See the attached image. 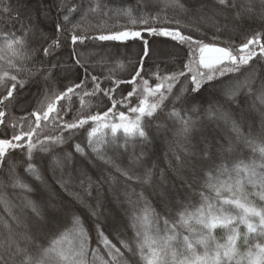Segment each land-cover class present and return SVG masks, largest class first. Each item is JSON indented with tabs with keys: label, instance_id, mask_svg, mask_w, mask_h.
I'll use <instances>...</instances> for the list:
<instances>
[{
	"label": "snow or ice",
	"instance_id": "snow-or-ice-1",
	"mask_svg": "<svg viewBox=\"0 0 264 264\" xmlns=\"http://www.w3.org/2000/svg\"><path fill=\"white\" fill-rule=\"evenodd\" d=\"M173 3L187 11L179 0ZM216 4L237 7L232 0H216ZM206 6L201 0V8ZM13 11L17 9L11 3L4 4L0 20L12 19ZM245 11L250 21L259 22L260 30L238 46L230 40L220 46L217 36L205 42L179 26L149 23V19L159 22V15L141 12L137 16L131 5L112 8L103 0H89L87 5L52 0L41 5L35 23L30 19L25 26L21 21L19 34L0 29V172L7 173L13 187L36 196L35 201L26 197L25 202L37 218L35 235L16 232L8 221H0L7 230L6 236L0 233V264H130L126 253L137 258V264H264V0H259L258 9L249 4ZM121 15L128 24L111 28L99 24L93 31L82 28L90 17L107 23ZM15 19L19 21V15ZM235 19L239 21L235 27L243 28L239 11ZM41 20L51 22V34L40 27ZM138 25L143 27L138 29ZM29 32L43 43L30 47ZM143 32L167 38L161 43H171L184 57L170 52L163 68L148 66L158 53ZM137 44L140 51L133 60L128 53ZM65 48L67 61L59 55ZM176 64L180 67L175 68ZM113 65L123 74L116 76ZM257 77L258 90L254 88ZM30 82L38 86L36 107L27 116L17 117L10 105ZM73 96L80 98L82 107L65 119L73 112ZM250 96H257L261 105L259 133L256 117L247 106ZM85 97L97 101L95 112L84 111ZM165 101L171 103L168 118L179 127L159 123L153 134L152 121L167 107ZM201 110L209 120L223 121L228 132L220 135L193 119L192 114ZM52 130L58 134H50ZM162 132L169 149L165 155L171 153L174 158L177 180L168 183L162 170L159 184L149 193L158 197L161 214L144 191L127 190L133 181L151 185L152 170L138 176L114 165L107 151L110 147L127 151L130 145L133 149L139 145V155L133 152L132 157L138 162ZM167 132L176 138L175 146ZM238 144L258 151L259 158L245 160ZM38 153L49 157L41 158L39 166ZM97 160L113 164L125 177L124 223L111 212L105 217L112 219L116 243L105 235L99 219L104 206L99 189L115 178L100 172L95 206L74 192L71 181L64 178L65 168L71 166L81 178V189L91 197L92 181L84 162L91 165ZM21 167L37 183H24L17 174ZM85 177L88 188H84ZM0 204L19 226V217L2 195ZM82 215L97 218L96 248L91 247ZM129 228L131 238L126 235ZM217 230L224 234L220 239Z\"/></svg>",
	"mask_w": 264,
	"mask_h": 264
},
{
	"label": "trees",
	"instance_id": "trees-1",
	"mask_svg": "<svg viewBox=\"0 0 264 264\" xmlns=\"http://www.w3.org/2000/svg\"><path fill=\"white\" fill-rule=\"evenodd\" d=\"M68 4L73 3H81L83 2L85 5L89 2V0H65ZM109 7L112 8H124L129 5L134 7V15H139L143 12L145 15L150 17H155L159 15V22L149 19V23H158L159 25H164L167 27H181V29L186 34L193 35L194 38H203L205 42L212 41L213 36H217L218 39L216 43L220 46H223L224 41H231L234 45H239L244 42L247 38H251V36L260 30L259 22L253 23L248 19V14L245 11L249 4H254L256 8H259V0H232L233 3L236 4V8H221L216 4V0H205L207 6L201 8V0H179V3L183 4L187 11H181L178 7L175 6L173 0H142L140 6L137 8L138 0H103ZM11 3L13 8L17 9V11H13L11 16L12 19L8 20H0V29L3 32H15L17 34L21 31V21L25 26L28 25L29 20L33 23L37 21L39 9L42 4L47 5L52 3V0H0V8L3 7L4 4ZM54 11V10H53ZM239 11L241 16H245L247 18H243L245 21L243 28H236L238 22L234 20L235 13ZM19 15L20 20H16L15 17ZM167 18V20L165 19ZM176 21H179V25H177ZM129 21L127 17L121 15L118 19L113 17L108 20L107 23H104L100 17H90L87 21L82 24V28L85 30L93 31L95 27L99 24H103L105 28H111L113 26L119 27L120 25L128 24ZM205 23V24H204ZM40 27L45 31L46 34H51L53 31V27L50 21H40ZM138 29L142 28L143 25H138ZM225 27V28H224ZM229 28V29H228ZM198 29V31H197ZM219 29V31L217 30ZM143 36L150 41L153 49L158 53V55H154L153 59L148 62V66H153L155 64L160 65L161 68L164 67L165 63H169V53L170 52H179L180 57H184V52L180 49H176L172 47L171 43H161V41L166 40L164 37H152L147 32H143ZM28 44L30 47H38L43 41H39L36 35H33L31 32L28 33L27 36ZM0 43H3L0 41ZM123 51V49H122ZM140 51V45L137 44L132 46L128 55L135 60L136 53ZM7 55V54H6ZM59 55L62 56L64 61L68 60V50L63 49ZM27 67H32L31 64L27 65ZM115 68V75L120 76L123 74V70L113 65ZM175 68H179L180 65H174ZM259 67V64H257ZM106 71V69H105ZM99 72V69L97 70ZM26 75V74H25ZM67 83V81H65ZM259 78L257 77L255 81L254 88L259 89ZM179 87V85H177ZM38 91V86L35 83H29L23 90H21L17 96V99L13 101L12 105H10L11 112L17 117L27 116L29 112L35 109L36 107V97L35 94ZM244 91L240 92V98L243 99ZM151 100V98H149ZM85 103L83 105L84 111H92L95 112L97 110L96 104L97 101L95 99H89L87 97L84 98ZM61 104L65 103V101H61ZM73 104V112L70 113L69 116H66L65 119H71L73 115L76 114V110L82 107L80 98L73 96L72 98ZM167 105L166 108L162 112H159V119L152 121L151 131L153 134L155 133L156 124L163 123L168 128L179 127V124H174L173 120H170L167 116V112L171 110V103L169 101H165ZM248 108L252 109L253 114L256 117V125L255 130L256 133H259L260 128V117L258 109L261 107L260 102L257 96L248 97ZM179 107V106H177ZM207 105H204V108H207ZM235 107V105H233ZM227 108V106H225ZM193 119L198 122H202L203 125L215 129L217 133L220 135H224L228 132V129L225 128L223 121H211L205 115L204 111L201 110L196 114H192ZM219 125V127H217ZM245 135H247V126L245 125L243 128ZM50 134L56 135L58 132L56 130H52ZM110 135V134H109ZM167 139L173 141L175 146L176 138L172 135V132H167ZM165 133L162 132L159 136H156L152 146L146 149V155H144L138 162H134L133 152L138 156L140 153V146L137 145L135 149L130 145L127 151L123 149L116 150L114 147H110L107 151V155L112 158L113 164L118 165L121 168L128 169L134 174L143 177L146 170H152V184L151 185H141L139 182H130V186L127 189L131 192L132 189H135L136 192L144 191L147 196L148 201L151 203L152 208L156 210L157 213H161V208L159 206L158 197L155 194L149 195L153 191V185H158L160 181V172L163 170L165 172L168 183L177 180L176 173L173 171L175 166L174 158L171 156V153L168 156L165 153L169 152L168 145L165 143L163 137ZM198 139V137L196 138ZM196 139H193V143H196ZM259 140V137H256ZM76 142V141H73ZM122 142V141H121ZM238 150L242 152V158L245 160H250L254 156L258 159L259 153L252 152L250 147H246L243 144H238ZM59 151V149H57ZM41 158L44 160L49 159L47 153H38L36 163L39 166L41 162ZM94 159V158H93ZM88 177L91 178L92 181V195L88 196L87 192L83 191L80 187V177L77 173L72 170L71 166H68L64 170V178L66 180L71 181L72 190L74 192H79L80 195L91 205L95 206V197H97V189L96 182L99 179L100 172L103 171L104 176L114 177V182H104L103 186L99 189V199L102 201L104 205L99 209L103 215L99 218L100 223L105 229V235L109 236V239L116 243V232L113 230V223L111 217L105 219V217L109 216V212H111L112 216L120 219L121 224L124 223L123 218V209L127 208L128 205L125 201V177L122 176L119 172L116 171V168L113 164H105L103 161H95L94 164H87ZM170 163L172 167H170ZM69 172L72 173L69 176ZM17 174L20 179L29 185H34L35 182L31 176L25 173L24 168H18ZM60 174V171L57 170V175ZM51 175V173H48ZM84 188H88V178H84ZM178 182V181H177ZM200 189H198L199 191ZM249 190L251 187L249 186ZM206 194L214 196L215 194L205 190ZM0 195L4 196L7 201L10 202L13 212L19 217L20 224H17L12 221L11 217L5 211L4 204H0V221H8L12 225V228L19 233H28L29 235L36 234V224L37 218L32 212L30 207L26 206L25 198L31 199L33 201L36 200V196L33 193L25 192L19 187H13L11 181L7 175V173L0 172ZM196 200H199V197H196ZM196 201H193L195 203ZM78 208H83L82 205H76ZM162 214V213H161ZM81 219L84 221V226L89 230L90 238H91V247H97V239H96V220L97 218L89 215H82ZM161 227H163L161 223ZM123 231V229H121ZM0 233H3L5 236L7 235V230L4 229L2 223H0ZM126 235L131 238L133 235L132 230L129 228L127 230ZM217 239H220L224 234L217 230L215 233ZM119 246V245H117ZM101 249V255L107 259L106 254L103 251V245H99ZM123 251V249H122ZM129 259L130 264H137V258L131 257L128 253L125 254ZM91 259V256L89 257Z\"/></svg>",
	"mask_w": 264,
	"mask_h": 264
},
{
	"label": "rangeland",
	"instance_id": "rangeland-1",
	"mask_svg": "<svg viewBox=\"0 0 264 264\" xmlns=\"http://www.w3.org/2000/svg\"><path fill=\"white\" fill-rule=\"evenodd\" d=\"M242 17H244V18H247V17H245V16H242ZM234 18V20L235 21H237L238 22V24H239V21L237 20V19H235V17H233ZM205 24V23H204ZM225 28V27H224ZM229 29V28H228Z\"/></svg>",
	"mask_w": 264,
	"mask_h": 264
}]
</instances>
